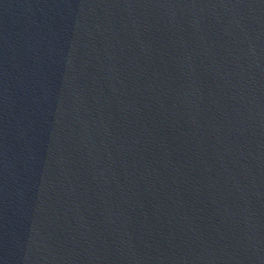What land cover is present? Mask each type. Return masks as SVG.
<instances>
[{
	"label": "water",
	"instance_id": "water-1",
	"mask_svg": "<svg viewBox=\"0 0 264 264\" xmlns=\"http://www.w3.org/2000/svg\"><path fill=\"white\" fill-rule=\"evenodd\" d=\"M0 264H264V0H0Z\"/></svg>",
	"mask_w": 264,
	"mask_h": 264
}]
</instances>
